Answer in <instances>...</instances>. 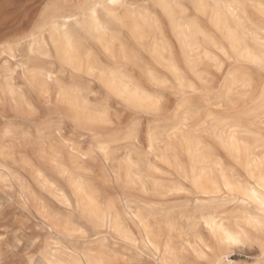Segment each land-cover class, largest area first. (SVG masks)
Wrapping results in <instances>:
<instances>
[{"label": "snow or ice", "instance_id": "snow-or-ice-1", "mask_svg": "<svg viewBox=\"0 0 264 264\" xmlns=\"http://www.w3.org/2000/svg\"><path fill=\"white\" fill-rule=\"evenodd\" d=\"M192 7L205 14L211 11L219 20L222 8L232 13L244 10L247 16L249 5H213L200 0ZM251 7L261 17V23L253 25L256 31L248 33L258 44L259 51L248 49L246 55H240L235 47L229 51L216 45L220 55L210 59L222 80L196 68L189 76L173 53L171 58H164L171 76L149 68L146 78L151 87H146L143 81L129 74L125 65L100 66L94 61V53L80 38L82 32L109 31L99 19L100 10L109 21L121 25L126 17L119 10H126L128 17L143 21L159 35L157 51L162 46L169 52L170 46L165 39L167 25L162 24L160 17L162 12L183 51L187 39L185 29L190 33L196 22L190 16L189 6L180 0H71L64 3L50 0L42 6L30 34L0 43V54L15 62L13 66L9 60L3 61V79L7 87L0 90V104L5 109V121L9 120L7 109L11 106L15 114L12 125L18 129L19 126L27 127L31 133L24 134L21 148L31 146L34 150L40 149L43 156L53 158L68 149L78 166L80 157L86 162L91 160L93 164L105 166V161L112 159L118 146L126 147L129 152L142 153V147L138 145L143 142L147 124L149 153L155 146L166 143L165 136L171 141L177 132L182 134L185 143H198L202 139V130L204 134L213 135L240 163V135L255 137L261 152L255 167L253 156L246 152L250 161L246 176L236 170L229 173L222 167L217 175L215 169L203 164L200 168L194 166L191 176L182 170L179 178L174 177L171 181L169 194L182 193L190 199L180 201L179 208L144 202L145 208L154 210L148 216L157 221L161 232L157 237L160 243L149 238L143 247L125 227L120 213L113 216L115 198L108 199L109 189L101 184L91 185L93 195L90 200L100 205L108 200L103 219L88 210L79 212V204L74 206L71 198L65 197L66 210L45 208L36 219V233L43 230L47 235H28L32 231L29 218L35 214L26 196L21 194L19 200L16 198L15 185L9 193L11 177L4 178L0 182L3 193L0 215H14L16 224L10 228L5 226L0 232V264H85V260L88 264H112L105 247L109 235L117 244L131 246L126 247L123 264H264V127L259 133L243 127L222 102L227 89L228 100L234 103L232 89L228 88L230 83L234 82L233 88L243 87L245 98L258 87L264 116V2ZM40 35L51 37V44L46 40L38 49ZM112 35L115 40L116 33ZM125 62L134 61L126 56ZM185 62L192 63L186 52ZM245 65H253L259 70L258 85L252 69ZM21 74L25 84L18 91L15 80L10 78ZM117 79L122 85L120 88L114 87ZM173 104L176 120L163 119L166 107ZM213 105L222 111L212 112ZM261 123L264 125V119ZM5 135H12L10 128L5 130ZM249 147L247 143L244 145L245 150ZM167 148L178 152L171 143H167ZM210 159L205 156L206 162ZM55 163L60 167L59 160ZM83 167L89 168L93 175L98 174L97 169L87 163ZM104 170H107L106 166ZM62 174L71 175V172L63 169ZM113 175H108L106 183H112ZM206 175L214 192L203 187ZM73 181L77 190H85L82 177H73ZM117 181L122 182V176H117ZM201 195L212 198L201 199ZM229 205L234 206L230 213L224 211ZM240 205L244 207L240 208ZM127 211L130 215L134 213V218L144 226L143 208ZM25 221H29L27 227ZM149 228L151 225L146 231ZM165 228L167 241L164 240ZM186 236L188 243H185ZM193 236L198 241L196 245L191 243ZM176 237H179V243H174Z\"/></svg>", "mask_w": 264, "mask_h": 264}, {"label": "bare ground", "instance_id": "bare-ground-1", "mask_svg": "<svg viewBox=\"0 0 264 264\" xmlns=\"http://www.w3.org/2000/svg\"><path fill=\"white\" fill-rule=\"evenodd\" d=\"M50 2V0L48 1ZM47 2V3H48ZM52 3H64V2H71V0H51ZM79 2V0H77ZM129 2H135V0H129ZM149 2H154V0H149ZM181 3L189 5L193 13L191 14V18L193 21L196 22V27H193V30L188 33L187 29H185V33L187 35V39L185 41L184 50H181V44L177 41L176 36L174 35L172 28L168 25L167 18L164 17L163 13H160L161 22L164 25H167L166 28V35L165 39L170 46V51L165 52L163 47H159L158 49V40L159 35L154 33L151 28L144 25L143 21L133 20L131 17L127 16L126 10H119L122 16H125L124 23L116 24L109 21L108 17L105 15L103 10L99 11V19L101 22L108 26L109 31L105 32H95L93 31L91 34L84 33L90 37L101 53L109 60V65H116L117 63L125 65L130 75L131 69L130 67H136L140 69L145 80L148 82L146 78V71L147 69L151 68L153 71L162 73L164 75L171 76V73L167 72L165 67L164 58L168 57L171 58L173 53L177 55L180 61V67L183 71H185L189 76H192L193 68L199 69L205 73L211 74L209 69L217 70L216 65L210 59L213 55H220L217 50L216 45L221 47H226L229 51L235 47L238 50L240 55H246L248 49H253L255 51H259L258 44L253 40V37L250 36L249 32H255L256 29L253 25H259L261 23V17L258 11L251 7L252 4L260 5L264 0H204V2L209 4H235V3H246L249 5L247 9V16L244 15V10H240L238 12L232 13L229 12L227 8H222L221 11V19L217 20L213 17L211 11L205 14L203 11H198L195 7H192L194 4L200 2V0H180ZM250 11L258 17L259 22L254 21V15L250 14ZM238 17V18H237ZM253 17V18H252ZM205 19L208 26L216 33L218 36L222 38L221 41H217L208 29L204 26L201 19ZM34 27V26H33ZM75 27V25H73ZM33 30V28H32ZM30 31V33L32 32ZM124 30L126 33L123 34ZM113 32L116 33L115 40L113 39ZM201 32L203 34H201ZM29 33V34H30ZM258 35V33H257ZM10 38V37H9ZM4 39L2 42H6L10 39ZM84 40L82 37H80ZM51 44V37H46L45 35H40L37 40V48L39 49L45 41ZM85 41V40H84ZM86 42V41H85ZM87 44V43H86ZM109 50V51H106ZM89 50H91L89 48ZM92 51V50H91ZM93 52V51H92ZM185 52L191 58L192 63L189 64L185 62ZM94 53V52H93ZM0 56L3 57L4 60H9L13 66L15 64L14 61H11L9 57H5L2 54ZM128 57L129 60L134 61L132 63H126L125 57ZM94 61L97 62L100 66H108L104 65L101 61L100 57L94 53ZM246 67H254L253 65H245ZM255 68V67H254ZM142 69L144 71H142ZM219 72V71H218ZM15 80L16 88L19 91L21 86L25 84L23 80V75L21 74L18 77L10 78ZM136 79V78H135ZM254 81H257L254 79ZM234 83V82H233ZM233 83H230L228 88L232 89V98L233 96L240 90L246 92L243 87L237 85L236 88H233ZM257 83V82H256ZM122 85L120 81L117 79L114 87L120 88ZM7 85L3 79V63L0 66V90L6 88ZM2 94V93H0ZM229 91L226 89L224 91V99L223 104L224 108L227 106L229 112L233 113L237 121L246 128L251 129L252 131L259 133L262 127L261 121L264 119L261 113L262 107V100L260 92L253 96L246 98V100L251 104L252 107H249L247 110H238L236 109L235 103H230L228 100ZM220 103V101H218ZM4 106L0 104V109ZM207 105L205 108L207 109ZM212 112H221L222 109L213 105L210 109ZM205 119H207V112L204 113ZM168 118V117H166ZM250 118L253 120L257 127H251L250 123L247 122V119ZM10 119V118H9ZM172 121L176 120V117L171 119ZM180 120H183V117H180ZM9 121V120H8ZM7 121V122H8ZM12 121V119H11ZM203 123V122H201ZM4 126V125H3ZM11 129L12 135L6 136L5 130ZM28 131V130H27ZM171 131V129H169ZM29 132V131H28ZM1 137H0V154L4 155L7 152L13 153L15 149V142L21 141L22 137L24 136L23 133L24 129L16 126H13L12 123L6 125L1 130ZM22 133V134H20ZM177 136H180V139H177ZM164 141L166 143L160 144L154 147V150L149 153L148 152V141L145 146V153L138 154L136 151L125 152L126 157L123 161V164L119 165L116 170H108L109 172L106 173V179L110 173H114L112 176V181H117V176H122L121 184L125 187L130 188H137L143 192L147 191H154L156 193H169L171 187V181L168 183H164L161 179H154L152 177L153 174L163 176L165 172L161 169L160 165L166 166L167 168L172 169L173 173H175L176 177L179 178L180 173L182 170H186L188 175L191 176L193 172V167L200 168L203 164L204 167H211L216 170L217 175H219L220 168L222 167L225 171L231 173L232 170H236L237 172L242 171L243 175H247V165L249 164V159L247 153H251L253 156V166L255 167L256 159L259 158L261 152L259 151V145L255 137L253 136H239L240 141V148H241V156L240 160L242 163L238 162V159L235 157L234 154L229 153L224 150L223 147L220 146L219 142L214 138L213 135L204 134L202 130V139L197 142L192 143H185L184 137L181 133L177 132L174 133L172 136V140L169 141L168 136L164 137ZM167 143H171L175 145L177 150H169L167 148ZM250 145V147L245 150V144ZM7 150V151H6ZM68 154V163L64 164L60 162L62 154L60 152L55 155L53 158L51 155L45 157L41 154V150L37 149V156L42 159V161H47L51 164V168L54 172L53 175L49 174L45 168L39 167L38 165H32L29 160L24 158V162L26 165H29L32 170L34 171L35 176L37 179L40 180L43 190L55 198L60 204L66 207L64 203L65 197L71 198V203L75 206L79 204V212H83L84 210H88L90 212L98 213L103 219L104 213L108 210L104 205L107 204L108 200L104 201V205L93 203L90 200V196L93 195V191L91 190V185L94 183H90L89 181L85 180L84 175L88 174V169L83 167L86 164L83 157L79 159V166L74 160L72 153L68 149H64ZM119 151V150H118ZM124 154V153H123ZM122 154V156H123ZM205 156H210V161H205ZM184 157L185 161H181L180 158ZM36 158V157H35ZM123 158V157H121ZM120 158V159H121ZM152 159V160H151ZM36 160V159H35ZM55 160H59L60 167L57 166ZM112 160V159H111ZM110 160V161H111ZM123 160V159H122ZM17 161V160H16ZM110 161H105L108 163ZM37 162V161H35ZM18 163V162H17ZM18 166V165H17ZM7 168V171L5 169ZM67 169L71 172V175H64L62 174V170ZM170 173V172H169ZM90 175V174H88ZM200 173H197L199 177ZM210 175V173H208ZM11 177V184L17 187L16 193L19 199L20 195L23 194L27 197L28 203L34 199V201L39 205V211L41 212L43 209L47 208L44 204L40 203L39 200L35 197L33 193H31L20 181L17 177L15 172L8 166L4 164H0V182L4 178ZM73 177L76 178H83L84 179V189L85 190H77L74 187ZM58 178L66 179L68 184V189L66 190L62 187L59 182ZM92 180V179H91ZM95 181V180H94ZM220 183L222 184L223 181L221 180ZM105 184V183H104ZM191 186V185H190ZM121 187V186H120ZM203 187L208 190L209 192H214L215 189L208 183L207 175L205 176ZM122 189V188H121ZM147 190V191H146ZM126 192V191H125ZM113 197L109 196L108 199H112ZM212 198L210 196L206 197L201 195V199H209ZM135 204V209L139 211L141 208L144 209L142 213L144 215V226H141L139 220L135 219V214L132 213L131 215L128 213L130 219L134 220L136 225L138 226L141 236L138 239L140 244L143 246L146 241L151 238L153 242L160 243L157 239L161 232V226L157 223L155 219H150L148 213L154 211L153 209L145 208L144 201L140 202H133ZM229 209H225V212H231L233 205H229ZM240 208H243L244 205H240ZM113 216H115L116 212L120 213L121 221L124 223L125 227L132 233V230L127 225L123 213L118 208L117 201L115 200V208L112 210ZM151 221L155 222V227H152ZM115 224V220H113ZM151 225V228L146 231V227ZM155 233V234H153ZM134 236V235H133ZM164 240L167 241V229H164ZM189 242V238L185 237V243ZM197 239L195 236L191 238V243L193 245L197 244ZM174 243H179V237H176ZM124 245V244H123ZM105 247L108 249L112 264H117V261L121 258V251L118 248H114L111 245L107 244ZM126 247L131 246H121V248L126 251ZM85 264H88L87 260H85Z\"/></svg>", "mask_w": 264, "mask_h": 264}, {"label": "rangeland", "instance_id": "rangeland-1", "mask_svg": "<svg viewBox=\"0 0 264 264\" xmlns=\"http://www.w3.org/2000/svg\"><path fill=\"white\" fill-rule=\"evenodd\" d=\"M49 0H0V42L4 40L5 38L8 39H13L17 36H23L25 34H29L30 31L32 30L33 26L36 24L37 17L39 16L40 10L42 6L47 3ZM189 6V5H188ZM191 9V7L189 6ZM193 13L191 10L190 16ZM250 14L253 16L254 15V21L259 22L258 17L255 16L253 12L250 11ZM202 23L204 26L208 29V31L211 33V35L217 40L221 41L222 38L218 36L207 24L206 20L203 18L201 19ZM167 28V27H166ZM123 31V34L125 31ZM81 37L86 41L88 47L96 53L101 61L104 63V65H109L110 62L109 60L101 53L95 42L86 34L83 32L81 33ZM3 63V57L0 56V66ZM235 67V65H233ZM137 67V66H136ZM135 66L130 67L132 76L136 78L138 81H143L144 85L146 87H151V85L145 80L142 72L140 69H137ZM252 69V72L254 74V79L257 80L255 81V84L258 85L259 80H260V73L259 70L250 67ZM210 75L213 77H219L221 80L223 77L221 76V73L216 71L215 69H209ZM257 82V83H256ZM219 87V85H217ZM258 87L256 90L252 91L251 94H247L246 98L253 97L258 93ZM246 92L243 90L238 91L232 98L234 103L236 104V109L238 110H247L249 107H252L251 104L246 100L245 98ZM175 108V105H171V107H166V111L163 114V119L168 120V119H173L176 117L175 111L173 109ZM228 109L226 106L225 109ZM7 114L8 117L10 118L8 122L5 121V109L4 107L0 109V132L1 130L8 124H11L14 119V111L11 106L7 109ZM168 117V118H166ZM247 122L250 123L251 127L255 128L257 127L256 123L251 120L250 118L247 119ZM4 125V126H3ZM24 129L25 133L31 134L29 129L24 126H19ZM28 130V131H27ZM34 131V130H33ZM144 131H145V136L143 138V142L141 145H138V147H142V154L145 153V146L147 143V124L144 126ZM23 133V134H25ZM22 134V133H20ZM1 137V133H0ZM20 142L17 141L15 142V149L13 150L14 152H7L4 155L0 154V164H4L8 167H10L17 177L20 179L21 183L31 192L35 195L37 200H39L40 203L44 204L48 209L52 211H59V210H66V207L60 204L55 198L47 194L41 185V182L39 179L34 174V171L29 165H26L24 162V158L29 160V162L32 165L39 166L42 168H45L49 174L53 175L54 172L51 168V164L47 161H42L37 156V149L34 150L33 147L31 146H25L24 148L20 147ZM119 150V151H118ZM129 150L124 147V146H118L117 150L114 152L112 160L108 163H105L106 166V171L105 166L101 165H96L93 164L91 160L87 161L86 163L88 165H91V167H95L97 169L96 175H93L92 172L88 169V174L84 175L85 180L89 181L90 183L93 184H101V185H106L107 188L109 189L110 196L115 198L118 204V208L124 215V219L127 223V225L130 227L132 230V233L135 238L139 239L141 236V232L136 225L135 221L130 219L128 216V211L127 209L134 208L135 209V204L133 202H149L151 204H157V205H164L168 208H179L181 207L180 201L182 200H188L190 197L185 196L182 193H172L171 195L169 193H156L154 191H147L143 192L137 188H130V187H125L121 184V182L118 181H112V183H106V173L109 172L110 170H116L119 165L123 164V161L126 157V153ZM126 152V153H125ZM64 155L62 154L60 162L67 164L68 163V154L66 153L65 150H63ZM124 153V154H123ZM123 154V156H122ZM36 157V158H35ZM123 157V158H121ZM121 158V159H120ZM36 159V160H35ZM123 159V160H122ZM17 160V161H16ZM152 160V159H151ZM181 161H185L184 157L180 158ZM37 161V162H35ZM18 162V163H17ZM18 165V166H17ZM161 169L165 172V175L159 176L156 174H153L152 177L154 179H161L163 180L164 183H168V181L173 180L174 177H176L175 173H173L172 169L167 168L166 166L160 165ZM109 170V171H108ZM170 172V173H169ZM238 174H242V171L239 170ZM103 177V179H101ZM87 178V179H86ZM92 179V180H91ZM95 180V181H94ZM60 181V182H59ZM59 184L64 187L66 190L68 189V184L66 179H61L58 178ZM105 183V184H104ZM121 186V187H120ZM189 187H191L189 185ZM122 188V189H121ZM17 187L15 186V195L17 197L16 193ZM9 193H12V185H9L8 188ZM126 191V192H125ZM3 193L0 192V196H2ZM19 200V199H18ZM30 206L32 208V211L35 215L29 218L30 224H31V229L32 231L28 233V235L32 236H46L47 233H45L43 230L41 232L36 233L35 228H36V219L39 216V203L37 204L34 199L30 201ZM184 207H187V205H183ZM230 206H228L226 209H229ZM225 210V209H224ZM29 221H25L24 224L27 227ZM186 223V222H185ZM14 224H16V218L14 215L9 214L7 216L5 215H0V232L3 231L5 226L7 227H12ZM152 227H155V222L151 221ZM103 236H101V240H103ZM107 244L111 245L114 248H118L121 251V258L119 259V264H123L124 258L126 255V251H124L121 246H124L123 244H117L115 240L113 239L112 235H109L107 238ZM141 247H143L141 245ZM233 259H239V257H233Z\"/></svg>", "mask_w": 264, "mask_h": 264}]
</instances>
